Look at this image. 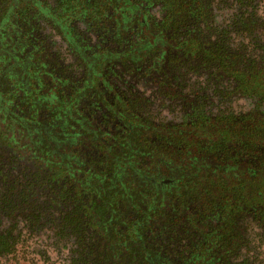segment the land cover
Returning <instances> with one entry per match:
<instances>
[{
	"label": "trees",
	"instance_id": "1",
	"mask_svg": "<svg viewBox=\"0 0 264 264\" xmlns=\"http://www.w3.org/2000/svg\"><path fill=\"white\" fill-rule=\"evenodd\" d=\"M28 7L45 24L40 45L22 19ZM70 18L98 22L114 48L85 55V42L66 35ZM49 32L76 55L75 81L56 57L48 63L47 51L62 46ZM172 42L163 61L159 48ZM106 62L135 85L153 86L142 75L150 69L154 98L198 107L185 112L188 127L132 124L139 105L125 101L127 119L118 106L114 131L96 126L82 96L105 102L91 83ZM11 65L24 71L21 83ZM195 76L205 77L199 97L188 89ZM206 93L251 108L204 119ZM0 219V255L20 223L35 234L46 227L51 245L73 238L67 264H260L246 249L253 221L264 246V0H0Z\"/></svg>",
	"mask_w": 264,
	"mask_h": 264
},
{
	"label": "rangeland",
	"instance_id": "2",
	"mask_svg": "<svg viewBox=\"0 0 264 264\" xmlns=\"http://www.w3.org/2000/svg\"><path fill=\"white\" fill-rule=\"evenodd\" d=\"M48 5V4H47ZM141 6L145 7V4L141 2ZM95 13V12H94ZM98 13V11H96ZM148 15L153 18L154 20H158L157 17H159L158 9L157 8H151L148 10ZM39 15L37 13V10L34 8L28 7L26 9V14L23 16L22 19H24L25 22L29 23V26L32 27L34 34H36V43L40 45L41 35L40 30L43 29L45 26L43 20L39 19ZM73 18H70V21L67 26V33L70 32V30H73V33L75 37H77L74 41H84L83 44V51L85 55H88L90 52L94 51L96 55H98L99 50L106 44L108 46H111L114 48V44L112 42L103 40L99 36L98 27L99 23L93 22L91 25H87L86 23L81 22L79 19L74 20ZM42 31V30H41ZM50 32H49V39L50 43L54 44H61V47L56 46L54 49L51 48L50 51H47L46 56L50 59L49 64L55 63V60L52 59L53 57L57 58V62H59L60 66L58 67L63 68L65 70V76L70 81H75L76 77H74V74L77 75L78 71H80V68L76 64V56L71 51V46L65 45L63 43H58L57 40H59L58 36H52V39L50 38ZM43 35V33H42ZM71 37V35H70ZM104 44H102V42ZM125 41V40H123ZM122 41V42H123ZM110 44V45H109ZM49 45V44H48ZM51 45V44H50ZM49 45V46H50ZM48 46V47H49ZM123 47H126V44H123ZM42 48L41 46L39 47ZM175 44L167 43L164 46H161L159 48V53L162 52L163 61L166 58L165 52L167 50H176ZM46 49V48H45ZM42 51V50H41ZM43 52V51H42ZM44 53V52H43ZM161 56L158 57L161 58ZM33 60L40 59L39 56H33ZM108 64L100 65L97 67L98 77L95 80H92L91 86L93 88V91H97L99 94L98 97H102L105 102L102 101V105L99 103V101L96 99V97L92 94V91H90L88 94L82 96L84 99L82 100L81 105L86 108H89L88 110H84L85 113L91 114L93 119H95L96 126H98V121L102 120V123L107 126V131H114L118 127L117 120L114 119L112 116H114L116 113V109L118 106L122 105L123 110H120V115L125 116V109H124V101L126 105L134 106L132 103L136 102L137 108L134 106V113H132L133 119H130V122L132 124L135 123L137 119H147L152 121L154 125H178L179 129L183 127H188L185 124H188L192 118L189 116L193 115L194 113H197L198 107H193L194 104L190 105L193 108H196L197 111L186 109V107L182 108L181 105L178 103H174L173 101L168 103L165 101H161L157 98H154L155 94L153 92H156V85L159 83L155 81L153 77L150 75V69L143 72V76L145 77L146 81L150 80V82L153 84H144V86L137 83L135 85V81L131 80L129 78H122L120 76H117V79L113 77V67L114 65L112 63L106 62ZM135 67V66H134ZM127 69L125 74H130L131 72L135 71V69ZM137 67V65H136ZM58 70V69H56ZM54 68H52V77L55 79L57 77V72ZM55 71V72H53ZM175 72V71H174ZM172 72V73H174ZM123 74V75H125ZM205 77H191V82H187L188 84H191L188 89L193 86V93L196 97H199V89L202 88V83L204 82ZM121 79L122 89L124 92H121L119 88V81ZM56 82V81H55ZM77 82V81H76ZM163 85V84H161ZM56 86V85H55ZM77 90H79V87L81 86V83L76 84ZM58 86H56L57 88ZM154 88V89H152ZM209 88V93H210ZM51 91V92H50ZM54 89H50V93H54ZM152 92V93H151ZM186 90L183 92V96L185 95ZM78 93V92H77ZM76 93V94H77ZM179 94V93H178ZM208 97V101L201 105L200 109L202 110L199 112L200 116H202L204 119H214V116L217 112L222 110L223 108H226L224 111H226L228 108H230V112L227 114H221V116L224 117H230L229 115L233 114V117H238L241 115L244 111L251 108L250 101L242 99L241 97H236V99H229L228 105L226 104H218L216 103L215 99H213V96L211 97L208 93L205 94ZM178 97V95H177ZM133 100V101H131ZM207 100V99H206ZM68 103V98L63 100V106H65ZM146 103V105H144ZM168 103V105H167ZM55 107V104L53 105ZM215 107L219 108L216 109ZM185 112L189 113V116ZM130 114V113H128ZM39 115V114H38ZM37 115V116H38ZM127 115V114H126ZM220 116V115H219ZM219 118V117H217ZM124 119H127L125 116ZM196 122V121H193ZM192 123V122H191ZM100 127V126H98ZM103 130L105 127L102 128ZM253 142V141H252ZM254 154H251L253 157ZM252 157H245L243 158V163L249 162L255 163L256 159H250ZM255 158V156H254ZM187 210H190L188 207ZM251 220V219H249ZM255 222L252 223V229H251V235L250 240H248L249 247L246 249V254L249 256H255L258 259V262L260 264H264V246L262 244V238H259V231L257 228H255ZM14 227V226H13ZM22 225L19 223L18 228H15V232H12L9 237L10 242V249L8 253H3L0 255V264H67L69 260V251L74 250L77 246H75V240L71 237L63 239V237L60 238L61 241H59L58 245H51V241H49L47 238L50 237V233H48V230L46 227H42L37 234H35L33 231L30 232L28 228L21 229ZM251 227V224L249 225ZM8 226L5 223H1L0 219V235H3V231L6 230ZM46 229V230H45ZM68 236V235H66ZM4 237V236H3Z\"/></svg>",
	"mask_w": 264,
	"mask_h": 264
},
{
	"label": "flooded vegetation",
	"instance_id": "3",
	"mask_svg": "<svg viewBox=\"0 0 264 264\" xmlns=\"http://www.w3.org/2000/svg\"><path fill=\"white\" fill-rule=\"evenodd\" d=\"M16 64H18V66H20L19 63H16ZM21 66H22V68H23V65H22V64H21ZM11 68H13V65L8 66L6 70H11ZM11 72L13 73V75H18V76H20L19 79H20V83H21V81H22V80H21V76H25L24 71L20 72V71H15L14 69H12ZM19 73H20V74H19Z\"/></svg>",
	"mask_w": 264,
	"mask_h": 264
}]
</instances>
